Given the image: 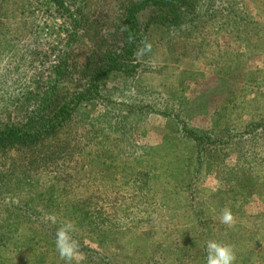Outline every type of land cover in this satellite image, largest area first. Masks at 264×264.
Masks as SVG:
<instances>
[{
    "label": "rangeland",
    "instance_id": "1",
    "mask_svg": "<svg viewBox=\"0 0 264 264\" xmlns=\"http://www.w3.org/2000/svg\"><path fill=\"white\" fill-rule=\"evenodd\" d=\"M125 1L87 0L75 29L76 0H0V131L57 126L0 145V264H69L67 223L71 264H204L210 240L264 264V0L143 11L130 56ZM97 42L122 69L93 86Z\"/></svg>",
    "mask_w": 264,
    "mask_h": 264
},
{
    "label": "trees",
    "instance_id": "2",
    "mask_svg": "<svg viewBox=\"0 0 264 264\" xmlns=\"http://www.w3.org/2000/svg\"><path fill=\"white\" fill-rule=\"evenodd\" d=\"M78 1L76 5V12L81 15L80 18H74L72 20L73 27L77 29L80 25V22H82L83 19H88V13L83 10V6L86 4L87 0H76ZM131 1H125V9H126V19H124L120 29V36L121 41L124 42L123 44V52L125 53V56H130L136 53L137 47L140 40V34H141V27H140V14L147 10L152 11H161L164 14L159 15L157 18H155L154 21L156 22H165V20H170V22H175L177 24L179 22V19L181 18V14L179 11H177L178 3L177 0H138L133 2ZM168 11H172L174 13V16H172ZM119 31H115L114 33L117 34ZM98 47L94 50H92V53L89 57V59H93V61L90 63L87 61V64L83 68L82 72L87 75L89 74L92 78L93 86L97 85V81L99 80V76L104 77L110 74L113 71L122 69L121 64H117L116 58L118 57V54L116 53V47L113 46H106V49H101L100 51V45L99 42H97ZM98 53V55H97ZM122 57V56H120ZM95 59V60H94ZM67 65L65 64L63 68H58V73H61L62 69H64ZM61 110L65 112L66 108L61 107ZM62 115V112L60 113ZM57 129V126L54 125H44L41 127V129L36 128L31 133H26L22 130L16 129V128H8L5 130L0 131V145L7 144V143H14V142H20L21 144H37L40 140L45 138V135L52 134ZM237 228L239 229L240 226L237 225ZM230 234H232L230 232ZM209 242V241H208ZM205 243V249H206V260H207V248ZM257 258L258 255H255ZM252 258V257H251ZM251 258L249 260H251ZM239 260L235 258L234 264H239ZM243 261L246 264L247 259L243 257ZM206 264V261L205 263ZM255 264V263H254Z\"/></svg>",
    "mask_w": 264,
    "mask_h": 264
},
{
    "label": "clouds",
    "instance_id": "3",
    "mask_svg": "<svg viewBox=\"0 0 264 264\" xmlns=\"http://www.w3.org/2000/svg\"><path fill=\"white\" fill-rule=\"evenodd\" d=\"M221 222L231 224L234 217L229 208H225L221 215ZM73 225L67 223L62 225L56 233V247L62 258H65L69 264L74 258H77L78 244L72 239L71 232ZM206 264H234L235 253L231 245L210 240L207 245Z\"/></svg>",
    "mask_w": 264,
    "mask_h": 264
}]
</instances>
